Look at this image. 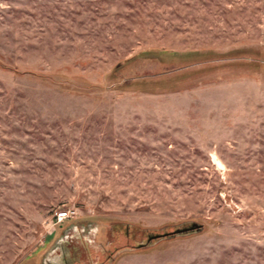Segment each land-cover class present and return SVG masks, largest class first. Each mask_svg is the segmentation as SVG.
I'll list each match as a JSON object with an SVG mask.
<instances>
[{"label": "rangeland", "instance_id": "374dc122", "mask_svg": "<svg viewBox=\"0 0 264 264\" xmlns=\"http://www.w3.org/2000/svg\"><path fill=\"white\" fill-rule=\"evenodd\" d=\"M61 259L264 264V0H0V264Z\"/></svg>", "mask_w": 264, "mask_h": 264}, {"label": "water", "instance_id": "95a60500", "mask_svg": "<svg viewBox=\"0 0 264 264\" xmlns=\"http://www.w3.org/2000/svg\"><path fill=\"white\" fill-rule=\"evenodd\" d=\"M200 229V226L195 224V223H192L190 224V226L186 229H182V230H177L175 232H171V233H167V234H163V235H158V236H155V238H164V237H172V236H175V235H179V234H185V233H189V232H192V231H198Z\"/></svg>", "mask_w": 264, "mask_h": 264}, {"label": "built area", "instance_id": "2783aa9c", "mask_svg": "<svg viewBox=\"0 0 264 264\" xmlns=\"http://www.w3.org/2000/svg\"><path fill=\"white\" fill-rule=\"evenodd\" d=\"M71 218V215L69 212H59L56 214V217H55V222L57 225H60L62 224L63 222L69 220Z\"/></svg>", "mask_w": 264, "mask_h": 264}, {"label": "flooded vegetation", "instance_id": "af4514ba", "mask_svg": "<svg viewBox=\"0 0 264 264\" xmlns=\"http://www.w3.org/2000/svg\"><path fill=\"white\" fill-rule=\"evenodd\" d=\"M70 261H72V259H69ZM61 264H70L69 262H66L64 259H61Z\"/></svg>", "mask_w": 264, "mask_h": 264}]
</instances>
